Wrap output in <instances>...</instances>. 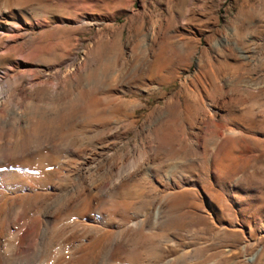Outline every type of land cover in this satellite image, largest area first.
<instances>
[{"label": "rangeland", "instance_id": "rangeland-1", "mask_svg": "<svg viewBox=\"0 0 264 264\" xmlns=\"http://www.w3.org/2000/svg\"><path fill=\"white\" fill-rule=\"evenodd\" d=\"M17 1L0 3L19 20L0 26V146L74 117L3 155L20 215L2 243L50 208L49 229H87L83 258L264 264V0ZM46 77L52 102L28 95Z\"/></svg>", "mask_w": 264, "mask_h": 264}, {"label": "bare ground", "instance_id": "bare-ground-1", "mask_svg": "<svg viewBox=\"0 0 264 264\" xmlns=\"http://www.w3.org/2000/svg\"><path fill=\"white\" fill-rule=\"evenodd\" d=\"M10 1L13 3V0H0V3L2 5L7 6ZM20 1L18 0L17 2H20ZM16 4H18V3H16ZM6 9L8 10V7H6ZM9 13H10L9 11H6L3 8H0V26L1 27L5 26V25L11 26V24L19 22V20L12 19V17H10ZM83 66L87 67L86 65H83ZM91 66H90V68H91ZM77 67H80V66H77ZM18 69L19 70H17V71H22V72L24 71L20 67H18ZM83 69H85V68H83ZM79 70H80V68H79ZM0 74L4 75V73L1 71H0ZM48 79H49V77H46L45 80L43 79L42 81H39V82H33V85H31V86L33 87L34 91L29 92L28 95L31 96V95H34V94L36 95L37 93H39L41 95V97L46 96L47 99H50L52 102V98H53L52 90L45 89V88L41 87V85L45 84ZM5 90H7V89H5ZM1 94H2V92L0 91V95ZM46 97H45V100H46ZM49 111H50V114H49L50 119L48 118L49 120L47 122H45L44 124L43 123L40 124V126L36 125V123L31 124V122H29L26 126L27 131L24 133H20V135L18 134L16 136L17 140H19L21 142L20 146H17V147L12 148V149L0 146V164L3 160V155L5 153L11 152V153L15 154L16 150H19L24 146L23 145L24 142L28 143L30 141L41 140L40 138L44 136L43 131H49L50 134L53 133V131L57 132L60 128H62L65 125V121H67L68 117L69 118L74 117L73 109H70V108H69V110H67L64 113L58 112L55 109H52ZM60 111H62V110H60ZM18 152L19 151H17V153ZM144 162L146 163L147 161H144ZM118 170H120V169H118ZM2 171L3 170L0 169V195H2L1 193L4 190L3 189L4 186L6 185V181H4L5 179L4 180L2 179L3 178L2 177V175H3ZM222 176H224V175H222ZM218 180L219 181L217 182V184H218L219 188H222L224 177H221ZM74 189L77 190L76 188H73V190ZM78 191H82V190H78ZM60 193H63V192H60ZM80 193L79 192L74 193V191L72 193L68 192L67 194H65L66 197L62 198L63 200H62L61 204L63 206L68 205L75 198H77L80 195ZM61 195L62 194H60V196ZM79 203H78V205H79ZM17 208L18 207L16 205H13V204L8 205V208L6 206H4L3 204H0V264H108V262H107L108 259L99 258V253L94 255L92 258H83L82 257V251H83V248L85 247V244H83L81 241L79 242L78 240L84 239V237H85L87 229H85L84 225L77 224L78 222L75 223V221H74V223L72 225H68V223H66L65 226H57L52 230L49 229L50 221H51L52 217L54 216V215H52L50 208H48L47 210L45 209L44 211L40 212L39 217L41 216L43 219L40 226L36 225V224H39V223H36L39 218H34L30 223L19 224V227H18L19 231L15 232L14 235H11L12 236V237H10L11 239L6 240L7 243L3 244L2 243L3 241L1 239L2 231L4 228L7 229L8 226L14 220H16L18 218V216L20 215V212ZM14 222H16V221H14ZM68 222L70 223V221H68ZM12 225L13 224H11L10 226H12ZM18 228H16V229H18ZM22 234H24V235L21 238ZM76 241H78V243H76L75 245H71V244H73V242H76ZM110 247H112V246H110Z\"/></svg>", "mask_w": 264, "mask_h": 264}]
</instances>
